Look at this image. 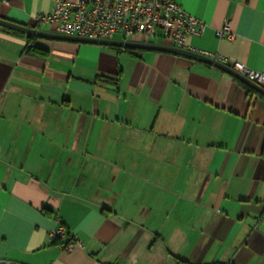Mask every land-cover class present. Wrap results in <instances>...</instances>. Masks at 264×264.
Returning <instances> with one entry per match:
<instances>
[{"label":"crops","instance_id":"obj_1","mask_svg":"<svg viewBox=\"0 0 264 264\" xmlns=\"http://www.w3.org/2000/svg\"><path fill=\"white\" fill-rule=\"evenodd\" d=\"M176 2L207 25L190 46L264 72V0ZM54 7L0 0V17L61 34L36 20ZM228 20L234 39L218 36ZM6 28L0 260L264 264V95L181 54L35 35L32 53ZM60 221L83 245L54 242Z\"/></svg>","mask_w":264,"mask_h":264},{"label":"built area","instance_id":"obj_2","mask_svg":"<svg viewBox=\"0 0 264 264\" xmlns=\"http://www.w3.org/2000/svg\"><path fill=\"white\" fill-rule=\"evenodd\" d=\"M36 20L54 24L61 34L91 39H114L117 34L125 37L142 34L146 38L161 35L171 40L175 47L198 52L227 64V58L210 55L187 43L188 36L202 35L207 25L187 12L176 0H55L52 12L40 14ZM218 36L234 39L229 20L218 31ZM232 68L264 86V72L252 70L241 61H235ZM53 237L60 239L59 245L69 251L83 245L61 223ZM0 264L14 263L2 259Z\"/></svg>","mask_w":264,"mask_h":264},{"label":"water","instance_id":"obj_3","mask_svg":"<svg viewBox=\"0 0 264 264\" xmlns=\"http://www.w3.org/2000/svg\"><path fill=\"white\" fill-rule=\"evenodd\" d=\"M0 25L18 30L24 33H27L29 35H35L40 37H48V38H56L60 40H71V41H78V42H85V43H93V44H104V45H118V46H127V47H135V48H144V49H154V50H160V51H167L172 52L176 54H181L184 56H188L209 64H212L218 68H221L222 70L232 74L242 82L248 84L250 87H252L255 91L259 92L260 94L264 95V86L259 85L250 79H248L245 75L242 73L236 71L234 68H232L230 65L225 64L215 58L206 56L204 54L193 52L187 49L178 48L175 46H168V45H160V44H153L149 42H133V41H119L114 39H91L86 37H80L75 35H65V34H58V33H48L43 30H40L36 27L32 26H26L24 24H20L17 22H13L11 20H7L5 18L0 17ZM103 81V80H102ZM106 81H103L105 83ZM111 88H116L115 85L109 84L108 85Z\"/></svg>","mask_w":264,"mask_h":264},{"label":"trees","instance_id":"obj_4","mask_svg":"<svg viewBox=\"0 0 264 264\" xmlns=\"http://www.w3.org/2000/svg\"><path fill=\"white\" fill-rule=\"evenodd\" d=\"M5 28V27H4ZM7 29V28H6ZM15 32V31H14ZM36 37L35 36H33V35H28V43H27V46H26V48L28 49V51L29 52H32V53H34V52H42L41 51V49L40 48H38V47H36L35 45H34V39H35ZM249 90H253L250 86H248V85H246V84H244ZM60 223L61 224H63L61 221H60ZM64 225V224H63ZM54 242L55 243H60L61 242V240L60 239H58V238H56V239H54ZM179 261L181 262V263H184V264H187L188 262H186V261H184V260H181V259H179Z\"/></svg>","mask_w":264,"mask_h":264}]
</instances>
